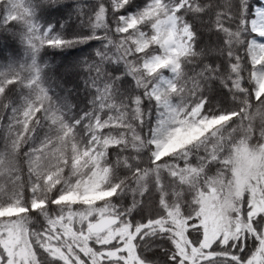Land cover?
I'll list each match as a JSON object with an SVG mask.
<instances>
[{"label": "snow or ice", "instance_id": "snow-or-ice-1", "mask_svg": "<svg viewBox=\"0 0 264 264\" xmlns=\"http://www.w3.org/2000/svg\"><path fill=\"white\" fill-rule=\"evenodd\" d=\"M0 264H264V3L0 0Z\"/></svg>", "mask_w": 264, "mask_h": 264}, {"label": "trees", "instance_id": "trees-1", "mask_svg": "<svg viewBox=\"0 0 264 264\" xmlns=\"http://www.w3.org/2000/svg\"><path fill=\"white\" fill-rule=\"evenodd\" d=\"M65 3L66 4H71V3H73V0H65ZM262 3H264V0H252V4H254V5H258L259 6V5H262ZM47 60H48L49 64L53 68H55L56 65H59L60 64V60L57 58L55 60V64L53 65L52 64V61H53V57L52 56L47 57Z\"/></svg>", "mask_w": 264, "mask_h": 264}]
</instances>
